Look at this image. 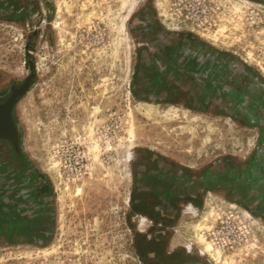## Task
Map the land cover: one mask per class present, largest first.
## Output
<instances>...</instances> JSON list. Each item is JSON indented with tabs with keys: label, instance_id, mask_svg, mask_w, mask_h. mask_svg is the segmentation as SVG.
I'll list each match as a JSON object with an SVG mask.
<instances>
[{
	"label": "rangeland",
	"instance_id": "1",
	"mask_svg": "<svg viewBox=\"0 0 264 264\" xmlns=\"http://www.w3.org/2000/svg\"><path fill=\"white\" fill-rule=\"evenodd\" d=\"M170 37L231 55L245 88L200 109L181 91L163 102L137 92L169 60ZM12 84L43 187L40 205L0 217V264H264V0H0V94ZM221 160L232 176L205 185L207 202L180 175L169 199L147 190L164 166L205 179Z\"/></svg>",
	"mask_w": 264,
	"mask_h": 264
},
{
	"label": "crops",
	"instance_id": "2",
	"mask_svg": "<svg viewBox=\"0 0 264 264\" xmlns=\"http://www.w3.org/2000/svg\"><path fill=\"white\" fill-rule=\"evenodd\" d=\"M182 40L184 39L177 37L169 38L171 43V45L168 46L169 53L171 54V56H169V60H161L162 62H158L160 63V69H158L157 64H155L156 72L154 73L156 77L149 79L146 76L144 79L140 80L136 85L137 92L160 96V98L155 97V101L162 99L159 102H163V100L169 98L171 93L181 91L185 97L186 94L189 95L184 98L183 101L190 108L196 107L198 109H200L203 104H206L208 101L212 100L213 97H221L225 98V104L223 105L227 107V98L230 99V97H234L235 94L238 95L237 92H240L242 87L245 88L244 86H237L238 89H236L234 85V76H245L246 70L242 66L240 67L239 65L234 64L233 57L231 55L219 52V50H216L217 48H213L210 44H205L206 42H203L202 40L195 38L193 40L186 39L183 42ZM180 46L182 49H184V54H181L180 51L175 52L178 49L177 47ZM163 49L165 50V48ZM173 49H175V51ZM189 59H194V62L196 61V63H193L194 65L189 66ZM182 64L188 68H179L182 67ZM237 66L240 68H237ZM158 73H161L163 76L166 74V76H168V74L172 73H181V76L185 78H188V75H191L194 79V83L192 82L193 84L191 86L185 87L183 90L179 87L174 88L171 84L166 85L163 82H160L157 78ZM139 75L140 73H138L137 69L134 77L135 82H137L139 79ZM236 81L238 83L239 79ZM194 84L195 88L192 87ZM258 89L260 90L261 88L259 87ZM197 90V93H192ZM7 92L3 94H6ZM246 96L248 97L250 94L247 92V94H244L243 98ZM20 100L21 98L18 100V102ZM247 100H249V98ZM219 164H228V160L214 161L211 166L206 168V172L204 173L207 175V177L205 179L195 176H188V178H186V174L181 172H177L176 174L175 168H168L164 166L165 172L163 174L159 173V171H156L152 172V175L147 177V182L149 183L147 190L151 191L157 197V199H169L170 195H174V193L178 192V186L175 180L177 176L180 175L184 178V185L182 186L186 188L190 185H197V188L195 189L196 192L201 193L203 195V201L205 200V202H207L209 200L208 196L212 197V195H214V191L207 190L205 185H207V183L217 184L220 183V181L225 182L232 176L231 172H229L225 166H219ZM19 167L20 166H17V168ZM21 167L22 169H20V171L17 170V168L15 171L11 170V172L16 174V176L12 175L7 180L8 183L6 184V188L9 186L7 190L10 191L9 193H6V198L4 200H0V207L6 206L5 213L0 210L1 218L4 214L8 215V217L9 215L13 216V214L17 217L18 215H21L19 207L20 204L23 207H25L27 203H30L34 206L41 204L40 190L43 187L42 172H36L32 166V162L26 156L25 160L22 161ZM185 168L193 170V173H196L198 170H200L199 168H193L190 166H185ZM178 169L181 168L177 167V170ZM30 185H33V187H30ZM198 185L201 186V188H199ZM36 189L37 191L39 190V195L37 196ZM11 212L13 214H11ZM177 229L178 227L173 228L172 233L169 236L168 245L170 247H177V245H181L179 242H177Z\"/></svg>",
	"mask_w": 264,
	"mask_h": 264
},
{
	"label": "flooded vegetation",
	"instance_id": "3",
	"mask_svg": "<svg viewBox=\"0 0 264 264\" xmlns=\"http://www.w3.org/2000/svg\"><path fill=\"white\" fill-rule=\"evenodd\" d=\"M20 86L12 84L10 90L0 95V200L6 198L7 180L16 174L12 173L22 169V161L25 160V153L21 145V139L17 125L13 119L11 105L19 100ZM14 163V164H11Z\"/></svg>",
	"mask_w": 264,
	"mask_h": 264
},
{
	"label": "bare ground",
	"instance_id": "4",
	"mask_svg": "<svg viewBox=\"0 0 264 264\" xmlns=\"http://www.w3.org/2000/svg\"><path fill=\"white\" fill-rule=\"evenodd\" d=\"M23 98L18 102V104L16 103L17 104L16 110H17V113L19 116H22V113L24 112V110L26 109L27 104H28L27 98L26 97L24 99Z\"/></svg>",
	"mask_w": 264,
	"mask_h": 264
},
{
	"label": "water",
	"instance_id": "5",
	"mask_svg": "<svg viewBox=\"0 0 264 264\" xmlns=\"http://www.w3.org/2000/svg\"><path fill=\"white\" fill-rule=\"evenodd\" d=\"M26 90H27V86H25V88H24V90H23V92H26ZM18 101L17 100H15L14 102H13V104L11 105V109H12V107L14 106V105H16V103H17Z\"/></svg>",
	"mask_w": 264,
	"mask_h": 264
},
{
	"label": "trees",
	"instance_id": "6",
	"mask_svg": "<svg viewBox=\"0 0 264 264\" xmlns=\"http://www.w3.org/2000/svg\"><path fill=\"white\" fill-rule=\"evenodd\" d=\"M31 70H33V68L31 67ZM134 77H135V72H134V74H133V79H134Z\"/></svg>",
	"mask_w": 264,
	"mask_h": 264
}]
</instances>
